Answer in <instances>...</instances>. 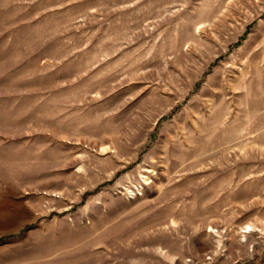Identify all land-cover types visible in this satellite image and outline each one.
<instances>
[{"label": "rangeland", "instance_id": "374dc122", "mask_svg": "<svg viewBox=\"0 0 264 264\" xmlns=\"http://www.w3.org/2000/svg\"><path fill=\"white\" fill-rule=\"evenodd\" d=\"M0 264H264V0H0Z\"/></svg>", "mask_w": 264, "mask_h": 264}]
</instances>
